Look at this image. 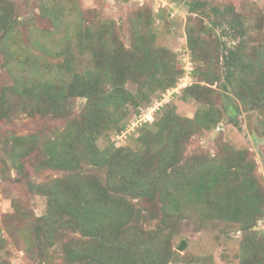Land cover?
I'll list each match as a JSON object with an SVG mask.
<instances>
[{"label": "trees", "instance_id": "1", "mask_svg": "<svg viewBox=\"0 0 264 264\" xmlns=\"http://www.w3.org/2000/svg\"><path fill=\"white\" fill-rule=\"evenodd\" d=\"M184 4L194 80L179 98L202 107L187 116L165 104L138 127L135 144L115 145L110 135L124 131L126 117L176 87L181 73L175 52L155 43L150 4L128 5L118 22L78 0H0V120L34 124L3 133L0 177L10 180L11 169L45 198L41 215L18 203L3 215L9 235L22 228L27 256L214 264L211 254L177 251L173 237L224 223L240 231L235 264H264V180L254 152L222 131L212 152L194 143L219 124L227 98L235 114L255 112L264 127V13L253 2L243 11L224 0ZM79 97L75 110L69 101Z\"/></svg>", "mask_w": 264, "mask_h": 264}, {"label": "rangeland", "instance_id": "2", "mask_svg": "<svg viewBox=\"0 0 264 264\" xmlns=\"http://www.w3.org/2000/svg\"><path fill=\"white\" fill-rule=\"evenodd\" d=\"M78 1L82 8L93 9L97 17L111 18L118 22H121L125 17L128 5L131 6L133 3L134 5L150 4L153 12L157 13L154 22L155 43L175 52L177 66L179 71H181L176 87L167 89L169 90L168 93L167 90L160 93L148 105L140 106L129 117H126L124 131L119 134L113 133L110 135L115 145L135 144L138 127L143 123L151 122L156 116V111L165 104H175L177 112L187 116H193L200 110L202 106L200 107L199 103L194 99L185 100L179 98L181 89L194 80L192 75L187 74L188 66L186 65V59H190V50L187 47L185 34V23L188 14L187 6L184 4L185 0H134L127 4L117 3L115 0ZM224 2L225 4L232 5L236 11L246 10L249 2H253L264 13V0H224ZM88 17L91 18V16ZM261 31L264 36V21ZM251 33H254V31ZM172 90L174 93H172ZM83 102L84 99L79 97L71 99L69 105L78 110L81 108ZM225 103L226 112L219 124L217 126L210 124L206 127L202 136L197 141H194V143L212 152L214 138L219 131H222L224 137L235 147H248L254 152L255 160L258 164L257 170L264 180V127L258 122V116L255 112H239L235 114L233 99L227 98ZM232 116L236 123L230 121ZM12 123L8 126L5 120H0V141L7 128H10L11 131H16L18 134H22L34 125L25 116L14 118ZM98 144L103 146V140L99 139ZM1 150L2 145L0 144V152ZM28 167L31 170L29 165ZM16 178L15 172L11 169L10 180H3L0 177V239L2 240L0 264H46L41 263L39 257L31 255L32 258L24 253L20 242L22 228L18 229L20 226H16L18 230H15L12 235H9L6 231L3 215L14 212V203L24 205L26 209L31 210L35 215H41L45 210V198L28 193L24 183L16 181ZM258 227L261 231H264V219L259 221ZM239 238L240 231L237 230V227L221 223L206 231L185 229L181 234L173 237V246L176 249L181 240H184L185 247L179 252H188L195 255L211 254L214 264H235L237 261L236 255ZM51 250L54 252L53 249ZM54 264L69 263L59 260Z\"/></svg>", "mask_w": 264, "mask_h": 264}, {"label": "built area", "instance_id": "3", "mask_svg": "<svg viewBox=\"0 0 264 264\" xmlns=\"http://www.w3.org/2000/svg\"><path fill=\"white\" fill-rule=\"evenodd\" d=\"M186 61H187V62H186V63H187L186 65L188 66L187 74H190V71H191V61H190L189 58H187ZM188 76H189V75H188ZM171 89H172V88H171ZM171 89H170V90H171ZM168 92H169V90H167V93H168ZM172 93H174L173 90H172Z\"/></svg>", "mask_w": 264, "mask_h": 264}, {"label": "water", "instance_id": "4", "mask_svg": "<svg viewBox=\"0 0 264 264\" xmlns=\"http://www.w3.org/2000/svg\"><path fill=\"white\" fill-rule=\"evenodd\" d=\"M185 247V241L181 240L180 244L176 247L177 251H181Z\"/></svg>", "mask_w": 264, "mask_h": 264}]
</instances>
